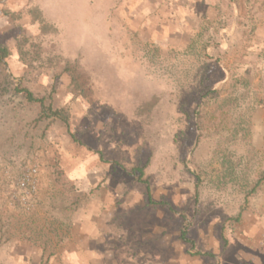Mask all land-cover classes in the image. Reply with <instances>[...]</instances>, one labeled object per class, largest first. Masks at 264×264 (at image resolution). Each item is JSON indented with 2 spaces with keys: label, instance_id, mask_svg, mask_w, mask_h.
<instances>
[{
  "label": "rangeland",
  "instance_id": "obj_1",
  "mask_svg": "<svg viewBox=\"0 0 264 264\" xmlns=\"http://www.w3.org/2000/svg\"><path fill=\"white\" fill-rule=\"evenodd\" d=\"M0 46V264H264V0H3Z\"/></svg>",
  "mask_w": 264,
  "mask_h": 264
},
{
  "label": "trees",
  "instance_id": "obj_2",
  "mask_svg": "<svg viewBox=\"0 0 264 264\" xmlns=\"http://www.w3.org/2000/svg\"><path fill=\"white\" fill-rule=\"evenodd\" d=\"M3 0H0V3H2ZM30 13L33 17H35V19L43 24L44 26H46L45 24V20L44 18L39 14V12L37 11V9H31ZM9 50L6 46H0V70L5 72L7 71V59L9 57ZM65 71L71 72L73 75L72 77V82L75 83V80L77 78V76L80 75L79 71L76 68H71L70 66L67 65V67L65 68ZM0 86L1 89H6L9 86V76L7 75V72L4 73L2 76H0ZM16 92L18 93H24L25 97L27 99V101L29 103H39L41 105L42 108V113L45 114L48 117H59L61 118L63 121L68 122L69 118L68 115H66V113L64 112H60L59 110H54L52 108V95L49 96L48 98V105H46V98H36L31 91L28 90H20L18 87L15 88ZM102 158V155L99 154ZM135 172H138V180L143 183L146 186V193H147V198L149 200V203L154 204V202L151 199V191H150V185L147 179H143L144 177V170L143 168H136L134 169ZM264 180V178H262L260 181L262 182ZM260 182V183H261ZM183 238L186 237V232L183 231L182 233ZM198 255H200V252L197 253ZM202 255V254H201ZM205 255V254H203Z\"/></svg>",
  "mask_w": 264,
  "mask_h": 264
},
{
  "label": "built area",
  "instance_id": "obj_3",
  "mask_svg": "<svg viewBox=\"0 0 264 264\" xmlns=\"http://www.w3.org/2000/svg\"><path fill=\"white\" fill-rule=\"evenodd\" d=\"M21 187L25 188L28 197H33L39 188V175L36 168H31L26 174H23L20 180Z\"/></svg>",
  "mask_w": 264,
  "mask_h": 264
}]
</instances>
